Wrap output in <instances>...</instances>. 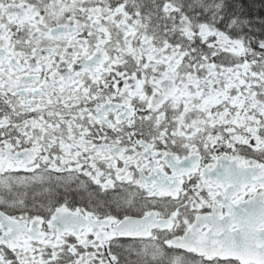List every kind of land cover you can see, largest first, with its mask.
<instances>
[{"label": "snow or ice", "instance_id": "obj_1", "mask_svg": "<svg viewBox=\"0 0 264 264\" xmlns=\"http://www.w3.org/2000/svg\"><path fill=\"white\" fill-rule=\"evenodd\" d=\"M0 264H264V0H0Z\"/></svg>", "mask_w": 264, "mask_h": 264}]
</instances>
